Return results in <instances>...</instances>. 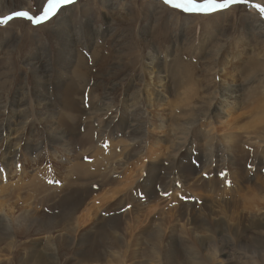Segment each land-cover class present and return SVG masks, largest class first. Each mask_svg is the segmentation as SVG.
Returning a JSON list of instances; mask_svg holds the SVG:
<instances>
[{"label":"rangeland","instance_id":"1","mask_svg":"<svg viewBox=\"0 0 264 264\" xmlns=\"http://www.w3.org/2000/svg\"><path fill=\"white\" fill-rule=\"evenodd\" d=\"M4 1V8H11V11L7 14L0 15V18L17 12L19 7L21 9H19V11L24 10L32 15H39L41 14V9L44 3V0L41 3L39 0H19L18 3L17 0H15V5V2H13L12 0ZM9 2L13 7L10 5ZM84 2L85 4H87L86 6L84 5ZM94 3L101 10L102 14L98 9L94 10L92 6ZM139 3H141L142 6L140 14L141 16L135 22L136 25L134 24L132 26H130L127 22H120H122L121 19L124 18L123 16L129 14V12L136 6L135 0H120V2L117 3L118 7H116L115 9L110 8L111 4H107V0H75L74 3L76 5H81L79 7L80 9L78 11L76 10L79 16H81V8H83V12H87L85 13V15H83V17L91 19L94 25L96 24L101 27L104 31L108 32L105 37L96 41L99 45L103 47L101 51L103 57L101 59L104 60L100 61L95 66V69L93 71L94 77L91 78L89 86L86 87V90L87 88H89L90 92V89H92L93 86L96 85L97 92L95 94L97 98H103L109 91L111 94V98L114 99L113 105L115 107L119 106L120 100H122L123 97H126L128 95V93H126V88L131 83L133 84V86H141L140 79L144 70L143 57L146 56L151 50H157L158 56L161 57V59L167 60L168 55L166 51L171 48L170 53H172L173 56L179 57L180 59L182 58L183 63H185L193 72H189L193 75V79L199 81L201 87L205 86L206 88L209 83H206L205 80L208 81L212 78V72H208L206 66H210L212 63H214L213 57H216V43L219 40H225L227 39L226 37H228L230 40L226 47V50H228V48H230L236 40L242 38L243 33L241 31V27H237L236 29H234L230 28V26H226L225 28L216 27L215 29H210L206 26H200V24L196 25L198 20H194V18H192L195 16V14H184L182 12L172 10L169 6L163 3V0H138L137 5H139ZM121 4L123 8L122 12L124 15H116L114 18H112L110 14L112 12L117 13L120 10L119 6ZM257 4L264 6V2L262 1L248 0L246 4H237L231 7L238 6L241 8L240 10L236 11H240L239 14H241L242 10L244 17L248 15L247 19H251L252 17L258 18L264 23V16H262L259 11L254 7V5ZM104 6H106V9L104 8ZM104 12H110L107 16L105 15L108 19L107 21L104 20ZM220 12H224V10ZM88 13H91V17H89V15H86ZM175 14H178L180 17V22L178 23V25L175 24L173 21ZM208 16L209 15H199V17ZM158 18H160V21ZM21 19L22 21L26 22L27 26L25 24L22 25V27L20 26L19 28L15 25L12 27L10 26L11 28L7 29L6 27L10 25L11 22H9L7 25H0V81L6 80L5 89L2 90L0 88V96H3L5 98L7 97L8 104L13 102L17 104L19 109L21 108L20 100L24 94L23 90L25 88L33 90V75L27 63L29 61H34L35 59L29 57L37 56L35 47L39 49L38 52H40V55L44 54L49 58V54H51V57H54V53L51 51H54V49H56L57 38L55 33L56 31L54 28L55 26H52V24H50V26L48 25V28L46 27L47 30L45 28L44 30H33L29 33H26L24 37L19 38V30L25 29L23 27H28V25L31 27L34 25L24 18H15L12 21ZM50 21L51 19L43 23V25ZM112 21L114 22L112 23ZM72 22L74 25L79 26L78 23L80 22V20L76 19ZM147 25H149V27ZM192 25L196 26L193 27ZM144 30L148 33L145 34ZM223 33L224 36H222ZM212 35L216 36L214 37L212 42L208 44L204 43L203 40L205 36L210 37ZM252 38H254V41L251 42V46L249 47L248 51H246V55H254L255 53L260 52H262V54L264 55V44H261L264 39L262 40V38L258 36H254ZM260 44L261 46H259ZM78 48L80 53H82L87 58L88 65H93V61H91L93 49L90 47L88 48L86 44L81 43L78 44ZM13 51H15V54ZM33 53L35 55H32ZM9 55L11 56V58L13 57L11 61L8 60ZM174 58L175 57H173V59ZM222 60L223 57L220 58L219 62H221ZM262 61L263 58L259 60V62ZM49 63L50 66L55 65L51 61H49ZM3 72H6L7 75L2 77L1 73ZM254 75H257L258 78L255 83L249 80L251 76L249 78L245 76H242L240 78L238 82L239 85L237 86V88L239 87L241 90V99L239 104H237L238 109L240 110L234 111L233 106H230L228 108L229 111L227 112L230 113L231 111H233V115L231 114L230 116H228L229 118H234L242 112L243 124H239V126L242 128H255L256 126L253 127L252 124L264 125V73L258 72ZM217 82L219 83L218 79ZM182 83L185 84V81H182ZM48 89L49 96L55 98L53 80H51ZM169 89L171 91L170 95H168V102L170 104L169 108H176V106L181 107L183 104L181 102H178L176 98L173 97L174 95H177V93H174L176 92L174 86H170ZM250 89L254 91L253 96L248 95V93H250ZM203 90H200L199 94L204 95ZM89 92L88 94L86 93V96L84 95V103L86 105V109H88L90 101ZM221 96L222 95L218 93L217 102L221 100ZM30 100L28 101V108L29 112L32 113L34 112L35 101L32 98H30ZM96 102L97 104L101 105L102 101L97 99ZM8 104L7 106L9 107ZM198 104L203 105L205 104V102H199ZM56 109L59 111L58 113H62V109L60 107L57 106ZM175 111L177 112V115H179L180 112L178 111V108H176ZM211 112L215 114L217 113V109L213 107L211 109ZM234 112L236 114H234ZM88 115L89 113L87 114V116ZM96 116L102 118V113H95V115H93L94 118ZM104 120L105 118H102V121H99V124L96 123L95 127H100L101 125H103ZM29 122V127L33 126L35 130L38 128L39 135L43 133L42 126H40L37 121H35V118L29 120ZM213 122H215L217 126L216 121L213 118L210 119L208 116L199 124H197V128H195L196 131L192 129V134L187 136L184 142H181V147H183V149L191 150V160L195 157L196 154L201 153V150H203L207 146L205 145V142H203V139L207 136L206 129L208 128V124ZM244 123L247 124L248 127H245ZM81 126L82 125H80V134L77 136V141L73 142L74 145L72 146L73 152L71 159L73 161H75L76 159V162L85 163L86 166L89 167L90 172L95 173V176L92 177L93 179H88V181L78 180L75 175L73 176V178L70 177L68 180L65 176H67V168L70 166L69 163L71 161L65 157L66 155H61V152H57L55 153V155L63 158L65 161L61 163L60 158L54 159V154L47 140L43 141L45 145L42 144L44 148L43 150H45L46 152H44L43 150L38 151V158H35L37 156L33 155V152L30 151L31 149H28L23 152L22 150H19L17 151V153L20 152L18 153V158H16L13 162L15 165L14 170H16L15 173H13L12 169L4 171L3 175L0 173V198L1 194H3L4 192H9L8 189H5L3 187H16L18 189L17 193L19 194V198H17L14 194L7 198L9 203H12V205L15 204L17 206V209L15 208L11 213L8 214L9 219L7 222L4 223L5 225L8 223L12 225L11 230L9 231V233L11 232L12 235L5 236L4 233H7L8 231L3 228V231L0 236V264H23V259L25 260L27 254L31 253V250L36 252V255L38 256H41L40 254H47V251H43L48 249L49 244L57 243V241L59 249H61V251L57 250L56 254L51 256V259L49 260L51 264H167L170 263L171 260L174 262H172L173 264H179V261L180 264H187L185 263V261L190 264H196V262L199 260H201L202 264H221L222 260L225 259L224 254H221L220 251L223 250L221 244L224 243L229 244L228 249H226L227 251L229 250L227 256H229L231 252L232 256L230 255L229 257H232L234 262L238 263L241 259L245 258V256L248 260L251 259V254H248L246 250H253V245L254 247L258 245L259 248H264V243H261L262 241H264V229L254 228L246 230L244 232L235 230L234 235L231 233V228L236 224L235 222L238 220L237 214L241 213L243 207L249 206V203H247V201L243 199L244 194H246L248 191L247 186H251L257 181V184H264V167H262V165L258 166L257 164H255V161L257 162V160H255L258 157L257 155L261 153H256L257 148L260 147L261 144L260 138H256L254 144H250L249 142L246 143L247 141L244 140V142L239 145V148L241 150L244 149L246 154H242L237 147V152L239 154L237 156L238 159L236 160V162L239 161L240 165H242L243 172H245V179H241L240 184L237 182V178L233 176L234 169L230 168L229 165H227L229 160H226V158L224 159V155L222 153H219V150H223L225 148L221 138L219 142H217V149L215 147V150L213 152L211 148L207 150V161L209 162V168L205 173L202 171V179L200 181L199 188L197 190L191 188L192 190L190 189V191L188 188L186 189L182 184H179V182H176L174 188H171V191H169L168 193L165 192L162 195L161 191L153 192L155 195H158L159 199H161V201H157L160 206L154 213L150 210L149 212H147V210L149 209L148 207L157 206V202L154 201V203L149 206L151 200L146 199L148 196L147 194H149V191H147L145 188V185L147 184L146 180L150 175H152V177L155 176L157 178L155 185L159 186L160 181L158 179V175H161L163 171L160 172L158 168L152 169V164L150 165V163L145 162L141 163L139 162V159H134L131 161V165L133 166L127 164L129 166L126 172H123L122 170L118 171L119 165H116V156L112 158V153L114 149L115 154L116 152L121 151L122 146L119 145L117 147L118 149H116V147L113 146L117 141H111L113 139H116L117 136L111 134L110 129H106L105 133L109 138L106 137L105 134V136L103 138H100L99 140L100 129L92 128L94 133V142H92L90 145H84L82 143L83 135L81 134L85 135V132L84 128ZM200 128H202L203 133L200 131L199 135H201V138L197 139L195 132L197 133ZM101 130L104 131L103 128H101ZM60 132L62 133V131L59 130L57 134H60L61 136ZM232 132H235V134L242 135V131H237L236 129ZM220 133L228 135V137L230 135L229 133H226L223 129L220 130ZM252 136L257 135L252 134ZM172 137L175 139V135L172 134ZM121 138L123 137L119 136V139ZM195 139L197 140V142ZM169 145L173 146L174 141L171 144H165V146L161 148L159 154H164L165 147ZM147 148L149 150L148 156H154L152 155V152L158 147L156 146V142L153 140V138L150 139V143L148 144ZM183 149L177 154V157L181 159L182 162L185 164L191 163L194 167H199L200 164L197 161L191 162L190 159L183 160ZM262 149H264V146H262ZM242 156L243 158H241ZM30 158H32V160ZM149 159L151 161V158ZM251 159L254 162H252ZM217 161H219V163L215 164L214 162ZM160 164L163 166H168L167 161L164 160H161ZM64 167H66V169L63 171V173H61ZM114 167L116 168L115 172L113 171ZM132 167H136L137 170H139V168H143L142 177L138 180L128 179ZM31 169H33V172L31 171ZM151 169L152 171L149 173ZM46 172L47 174L44 175V173ZM31 174L36 175V178H34L36 181L33 183L31 179L33 177ZM104 175L108 176L109 178L122 181V183L117 184L116 186L102 185V177ZM68 182L75 183V187L72 186L71 189H69L70 187L67 185ZM79 184H83L82 186H80L79 191L83 193V196L87 201V204H85L78 213L80 222L79 220H77L74 221L71 225H60L59 228L54 231L45 228L43 229L42 226L49 220V218H53L56 216L59 217L61 215V208H58L60 201L61 205H65V200H63V198H65L67 201H71L69 199L71 197V193L72 191L78 188L77 185ZM115 187H118V189L120 190L115 189ZM180 189L181 192L179 193L178 191ZM91 192H94L93 195ZM105 192L111 194V196L114 197V199L108 204H104L103 201L100 200V197ZM260 195L261 196L257 198L258 201L256 200L257 205L259 207H257L253 211V214L248 215L246 212L243 213L245 214V218L251 222H264V213H260V210L264 212V190L263 193H260ZM204 196H206L207 201H209V199L212 197L214 201L216 200L215 203H206L207 201ZM82 198L83 197L80 196L78 197V199ZM122 201L125 204L124 207L117 210V204ZM89 203L90 205H88ZM205 203L208 206L214 203L213 215L209 216L208 212H204L203 209ZM226 205H230L232 207H230V209H224ZM183 207H189V209H191L192 211L187 214L183 213L182 215L180 209H182ZM141 208L144 210L145 214L150 215L149 217L153 218V220H158V222L161 224V230H163L165 234L163 236L162 242H150L144 239V236L141 235H139V238H137L138 236L136 232H138L139 229H147L146 234L149 235L148 229L150 227L142 228L143 226H147L149 224H147L149 219L141 217V219H143V222H140V227H138V224H135L136 226H133V229H135L136 231L134 233V237L138 240V242H136L137 245L131 247V250H134L133 252L130 251L129 253L128 251L130 250V248L129 246H127L126 248H123L122 254L114 253L113 249L110 248L111 245H109L105 241L102 243L100 240L98 243L100 248H98L97 250L100 252L101 258L96 262H91V260L84 258L86 257L85 254H87L89 248L94 254L95 241L99 239V237L91 241V245H89L88 247L83 246L82 248H79L78 237H80V234L95 236L98 233L99 229H103V227L105 226V230H108L109 233L114 234L117 239L123 237V242L126 243L131 238L128 234H126L124 228L127 231H131V223L129 226L125 224L123 226V229H120L119 231L116 230V232H113V229H108V225L99 223L98 219L101 221L102 218H109L116 213L120 215L126 212L132 213L136 212L137 209ZM232 211H235V220H231V218H229L232 215ZM127 219L128 222L130 220H137L136 216H131ZM141 219L139 221H141ZM42 220H44L45 222L43 221L41 223ZM220 222L223 223L225 226L219 227L218 232L217 225ZM32 226L34 228H30L29 230H27L28 227ZM152 228L155 231L157 229L160 231V229L155 225H153ZM205 230H207L208 232ZM172 231L173 233L175 232L177 234V238L179 240L177 244V248L180 251L179 253L178 251L171 252L172 240H170L168 237L169 233H171ZM189 234L192 235L189 236ZM192 237L193 239H191ZM65 238H67L66 242L69 244V246L68 244L64 246L62 241H64ZM194 238H196V240ZM208 242H211V247L209 246V248ZM31 247L34 248L31 249ZM203 247L206 248L204 249ZM153 248H155V250H152ZM253 251H255V249ZM173 253L174 258L171 257V260L167 261L168 258L166 259L165 255H172ZM214 254L216 255V257L212 260L213 262L210 263V261L207 259H210L211 256ZM156 257L161 259L159 260ZM175 257L179 260H176ZM9 259L12 260L11 263ZM33 264H37V262Z\"/></svg>","mask_w":264,"mask_h":264},{"label":"bare ground","instance_id":"2","mask_svg":"<svg viewBox=\"0 0 264 264\" xmlns=\"http://www.w3.org/2000/svg\"><path fill=\"white\" fill-rule=\"evenodd\" d=\"M12 1L15 2V0H12ZM39 1L41 3L43 0H39ZM255 1L264 2V0H255ZM18 2L19 0H17V3ZM119 2L120 0H107V4L110 3L111 4L110 8L112 9H115L116 7H118L117 3ZM3 3H5V1L0 0V15L7 14L11 11V8L5 9ZM135 4L136 6L134 5L135 7L129 12V14H126L125 16H123L124 14L122 12L123 11L122 4L119 6L120 10L117 13L112 12L110 15L112 16V18H114L116 15H121L124 18L121 19L122 22L120 23L127 22L129 23L130 26H132L140 18L141 9H142L141 3L137 5L138 0H135ZM15 5H16V2H15ZM84 5L86 6L87 4H85L84 2ZM80 6L81 5H76V4L65 6L58 13L57 16L51 19L50 22L44 25L42 24L40 26L33 25L34 26V27L32 26L33 28L28 25V27H23L25 29L19 30L20 31L19 38H21V37H24L26 33H29L33 30H44V28L46 29L48 25L50 26V24H52V26H55L54 28H55V31H56L55 33L57 36L56 49H54V51H51L54 53V57H51V54L48 53L49 54V58H48L44 54L40 55V52H38L39 49L35 47L37 56L29 57V58L35 59L34 61H29L27 63L33 75V90H29L27 88L23 90L24 94L20 100V103H21L20 109L17 106V104L13 102L8 104L7 97L5 98L3 96H0V173L2 175L4 171L11 170V169L13 173H15L16 170H14L15 165L13 162L16 158H18V153H20V152L17 153V151L22 150L23 152L28 149L29 150L31 149L30 151L33 152V155L37 156L39 154L38 151H41L44 149L42 146V144L45 145L43 141L47 140L54 154L53 155L54 159L60 158L61 163H63L65 160L55 155V153L61 152V155L63 156L66 155L65 157L71 161L69 163L70 166L67 168V173H66L67 176L65 177L69 180L70 177L73 178V176L76 175L78 180L88 181V179H91L92 177L95 176V173L90 172L89 167L86 166L85 163L76 162V159L75 161L71 159L72 152H73L72 146L74 145L73 142L77 141V136L80 134L79 133L80 125H82L81 127L84 128V132H85V135L81 134L83 135L82 143L84 145H90L92 142H94L93 140L94 133H93L92 128L100 129L99 130V140L100 138H103L105 136L106 129H110L111 134L117 136L116 139H113L111 141L112 142H114V140L117 141L115 145L113 146V147H116V149H118L117 147L119 145L122 146L121 151H118L115 154V149H114L112 153L113 154L112 158L116 156L115 157V160L117 161L116 165H119L118 171L122 170L123 172L124 171L126 172L129 166L127 164L131 165V161L134 159H139V162L141 163L142 162L150 163V165L152 164V169L158 168L160 172L163 171L162 172L163 175L162 174L158 175V179L160 181L159 186L155 185L157 181V178L155 176L152 177V175H150L148 176L146 180L147 184L145 185V188L147 191H149V194H147L148 196L146 199L151 200L149 203L150 204L149 206H151V204L154 203V201L155 202L161 201V199L158 198V195H155L153 192L161 191L162 195L165 192L168 193L169 191H171V188H174V186L176 185V182H179V184H182L186 189L188 188L190 190L192 188L194 190L195 189L197 190L199 188V184L202 179L201 177L202 171L205 173L209 168V165H208L209 162L207 161V155H208L207 150L211 148L213 152L215 150V147L217 149L218 148L217 142H219L221 138H222L223 145L225 146V148L223 150H219V153H222L224 155V159L226 158V160L227 159L229 160L227 165H229L230 168L234 169L233 176L237 178V182L239 184L241 183L240 181L241 179H245V176H244L245 172H243L242 165H240L239 161L236 162V160L238 159L237 156L239 154L237 152V147H238V150H240L242 154L243 153L246 154L244 149L241 150L239 148V145H241V143L244 142V140L247 141L246 143L249 142L250 144H254L256 138L261 139L260 147H258L256 151V153L258 154L260 152L261 153L257 155L258 157L255 159L257 160V162L255 161V164H257L258 166L262 165V167H264V149H262V146H264V125L263 124H252L253 127L254 126L256 127L255 128H242L239 126V124H243L242 112L239 115L237 113L238 116L234 118L228 117L231 114L233 115V111H231L230 113H227L229 111L228 108L230 106H233L234 111L240 110L238 109V106H237V104H239L240 99H241L240 97L241 90L239 87L237 88V86L239 85L238 82L240 78L242 76H245L247 78L251 76L249 80L255 83L258 78H257V75H254V74L258 72L264 73V55L262 54V52L255 53L254 55L253 54L248 55V56L246 55L247 54L246 51H248L249 47L251 46V42L254 41V38L252 37L258 36V37H261L262 40L264 39L263 21H261L258 18H253V17L251 19H247L248 15L244 17L242 10H241V14H239L240 11L236 12L237 10L241 9L238 6L231 7L227 10H224V12L219 11L215 14L209 15L208 17H199V15H195L192 18H194V20H198L196 25L200 24V26L201 25L206 26V27H209L210 29H215L216 27L225 28L226 26H230V28H234V29H236L237 27L242 28L241 29L243 33L242 38L236 40L235 43L230 48H228V50H226L227 44L230 41L228 37H226L227 39L219 40L216 43V53H215L216 57H213L214 63H212L210 66H206L207 71L212 72V78L209 79L208 81L205 80L206 83H209V85L206 86V88L205 86L201 87L199 81L193 79V75L191 74L193 72L185 63H183L182 58L180 59L179 57L173 56L172 53H170L171 48H169L166 51L168 55L167 60L161 59V57H159L157 54L158 53L157 50H151L146 56L143 57L144 70L142 72V77L140 79L141 86H138V85L133 86V84L131 83L126 88V93H128V95L126 97H123L122 100H120L119 106L115 107L113 105L114 99L111 98V94L109 91L103 98L101 97L97 98L95 94L97 92L96 85H94L93 88L90 89V92H89V88H87L86 90V87L89 86V82L91 78L94 77L93 71L95 69V66L100 61L104 60V59H101L103 57V55L101 54L103 47L99 45L96 41L98 39L105 37V35L108 32L104 31L98 25L96 24L94 25L91 19L87 17H83V15L87 13V12H83L84 10L83 8H81L82 12H81V16H79L76 10L78 11L80 9L79 8ZM92 6L94 10L98 9L100 13L102 14L101 10L95 5V3ZM105 7L106 6H104V8ZM109 13L104 12L103 16L105 15L107 16ZM86 15H89V17H91L90 16L91 13H88ZM106 16L104 20L107 21L108 19L106 18ZM179 18L180 17L178 14H175L173 18L174 23L177 25L180 22ZM76 19L80 20V22L78 23L79 26L74 25L72 22L73 20H76ZM115 19H119V18H115ZM158 19L160 21V18ZM113 22L114 21H112V23ZM25 24L26 22L22 21V19L15 20V21H11L10 25H8L6 28L9 29L15 25L20 28V26L22 27V25H25ZM147 26L149 27V25ZM144 32L145 34L148 33L145 30ZM222 36H224V33L222 34ZM214 37L216 36L215 35H212L210 37L205 36V38L203 37L204 38L203 41L206 44L211 43ZM80 43L86 44L88 48L90 47L93 49L92 59H91V61H93V65L89 66L87 58L82 53H80L79 48H78V44ZM261 44L263 45L264 41L261 42ZM261 44L259 46H261ZM13 52L15 54V51ZM32 55H35V54L33 53ZM173 57L175 58L173 59ZM222 57H223V60L219 62L220 58ZM12 58L9 55L8 60L11 61ZM262 58H263V61L259 62V60ZM49 61L53 62L55 65L50 66ZM1 75L3 77L7 74L6 72H3L1 73ZM217 79L219 80V83L217 82ZM51 80L54 81L55 98L52 96H49L48 94V91H49L48 87L50 85ZM182 81L183 82L185 81V84L182 83ZM172 85L174 86V89L176 90V92L174 93H177V95H174L173 97L176 98L178 102H181L183 104L181 107L176 106V108H178V111L180 112L179 115H177V112L175 111L176 110L175 107L174 108L171 107L172 109L169 108L170 104L168 102V95H170L171 93L169 87ZM5 86H6V80L0 81V88L2 90L5 89ZM251 89H254V88H251ZM251 89L249 91L250 93H248L249 96L254 95V91ZM200 90H203L204 95L199 94ZM88 92H89L90 101H89L88 109H86V105L84 103V100H85L84 95L86 96ZM218 93L222 95L221 96L222 98L220 101L217 102ZM30 98L34 99L35 101L34 102V112L32 113L29 112V108H28V101L30 100ZM97 99L102 101L101 105L97 104L96 102ZM199 102H202V103L205 102V104L203 105L198 104ZM7 104L9 105V107L7 106ZM57 106L62 109V113H58L59 111L56 109ZM213 107L217 109V113L215 114L211 112V109ZM88 113L89 115L87 116ZM95 113H102V118H105V120L103 121V125H101L100 127H95V124L96 123L99 124L98 122L102 121V118L97 117V116L94 118L93 115H95ZM234 114L236 113L234 112ZM208 116L210 119L213 118L216 121L217 126L215 122L208 124V128L206 129L207 136L203 139V142H205V145L207 146L203 150H201V153L196 154L195 157L191 160V155H192L191 150L183 149V147H181V142H184L187 136L192 134L191 133L192 129L196 131L195 128H197V124H199L202 120H204ZM34 118H35V121H37V123L40 126H42L43 133L40 135L38 134V128L35 130L33 126L29 127L30 125L29 120L34 119ZM244 126L248 127V125L245 123H244ZM101 128H103L104 131H102ZM221 129H223L226 133H229L230 134L229 137L228 135L220 133ZM235 129L237 131H242V135L235 134V132H232ZM243 129H246V130H243ZM59 130L62 131V133L60 132L61 136L60 134H57ZM194 130H193V134H194ZM200 131L203 133L202 128H200V130H198L197 133L195 132L197 139L201 138V135H199ZM172 134L175 135V139L172 137ZM252 134H255L257 136H252ZM119 136H122L123 138L119 139ZM106 137H108L107 134H106ZM151 138H153V140L156 142V146L158 148L153 150L152 155L154 156L150 157L148 156L149 150L147 147H148V144L150 143ZM173 141H174V145L166 146L164 154L160 155L159 152L161 151V148H163L165 144L167 143L171 144ZM182 149L184 150L183 160L190 159L191 162L197 161L200 164V166L194 167L191 163H188V164L183 163L182 160L177 157V154L180 151H182ZM43 151L46 152L45 150ZM35 158H38V156ZM149 158H151V161ZM241 158H243V156ZM30 159L32 160V158ZM161 160L167 161L168 166L161 165L160 164ZM214 163L218 164L219 161L214 162ZM65 169L66 167L62 169L61 173H63ZM152 169L149 171V173L152 171ZM32 170L33 169H31V171ZM113 171L114 172L116 171L115 167ZM142 172H143V168L142 169L139 168V170H137L136 167H132V170H131V173H129L128 179L138 180L139 178L142 177ZM1 174H0V177H1ZM46 174L47 172L44 173V175ZM32 177L33 178L31 179L33 183L36 181L34 179L36 178V175H32ZM102 178H103L102 185L116 186L117 184L122 183V181L109 178L106 175H104ZM257 182L253 183L251 186H247L248 191L246 194H244L243 199L247 201V203H249V206L243 207V210L241 211V213L237 214L238 220L235 222L236 224L231 228V231H232L231 233L233 235L235 233V230L244 232L246 230L254 229V228L264 229V222H251L247 220L245 218V214H243L244 212H246L248 215L249 214L252 215L253 211L257 207H259L257 205V201H258L257 198L261 196L260 193H263L264 184L262 183L257 184ZM148 183H149V186H148ZM67 185L70 187L69 189H71V187L72 186L75 187L76 184L72 182L70 183L68 182ZM82 185L83 184L77 185L78 188L72 191L71 197L69 198L71 201H67L65 198H63V200H65V205H61V201H60L58 208H61L60 209L61 215L59 217L56 216L53 218H49V220L46 223H44V225L42 226L43 229L45 228V229L54 231L58 229L60 225H65V224L71 225L73 224L74 221L79 220L78 213L80 212L82 207L85 204H87L86 203L87 201L83 196V193L79 191L80 186ZM3 188L8 189L9 192L8 191H7L8 193L4 192L3 194H1V198H0V236L3 231V228H5L8 231L7 233H4L5 236H10L12 234L11 232L9 233V231L11 230L12 225L10 223L5 225L4 223L7 222L9 219L8 214L11 213L15 208L17 209V206L15 204L12 205V203H9L7 198L12 196L13 194L17 198H19V194L17 193L18 189L16 187L8 186V187H3ZM115 189H118V187H115ZM178 192L180 193L181 189ZM91 193L93 195L94 192H91ZM79 196L83 198L78 199ZM204 197L206 199V196ZM100 198H101L100 200H102L104 204L105 203L108 204L114 199V197H112L111 194L107 192L103 193ZM215 201L211 197L209 201H207L206 203H209V202L215 203ZM206 203L204 204V209H203L204 212H208L209 216L213 215L214 213L213 204L214 203H212V205L210 206H208ZM88 205H90V203ZM124 205L125 204L122 201L117 204L116 209L118 210L124 207ZM159 206L160 204H158L157 202V206L148 207L149 209L147 210V212H149L150 210L155 213ZM230 207L232 206L226 205L224 209H230ZM180 211L182 212V215H183V213L187 214L191 212L192 210L189 209V207L188 208L183 207L182 209H180ZM260 213H264V212L260 210ZM131 216H136L137 220H130L128 222L127 218ZM149 216L150 215L145 214L144 210L141 208V209H137L136 212H132V213L126 212L121 215L116 213L109 218H102L101 221L98 219L99 223L108 225L109 226V227L107 226L108 229H113V232H116V230L119 231L120 229H123V226L125 224L129 226L131 223L130 225L132 226L131 231H127L124 228V230L126 231V234H128L131 239L128 240V242L124 243L123 237L117 239L114 234H111L109 233L108 230H105V226L103 227V229L100 228L98 233L95 236L80 234V237H78L79 248H82L83 246L88 247L89 245H91V241L99 237V239L95 241L94 254L92 253V250L89 248L87 254H85L86 257L84 258L91 260V262H96L101 258V254L97 250L98 248H100L98 245L100 240L102 243L105 241L106 243L111 245L110 248L113 249L114 253H117V254H122L123 248H126L127 246H129L130 248L128 252L129 253L130 251L133 252L134 250H131V247L134 245H137L136 242H138L137 238H139V235L144 236V239L150 242H157V241L162 242L163 236L165 234L163 230H161V227H160L161 224L158 222V220H153V218ZM141 217H145L146 219H149V221L147 222V224L148 223L149 224L147 226L142 227V228L150 227L148 229L149 235L146 234L147 229L145 230L139 229L138 232H136L135 229H133V226H136L135 224H138V227H140L141 225L140 222L141 223L143 222V219H141ZM229 218H231V220H235L234 219L235 211H232V215ZM140 219L141 221H139ZM43 221L44 220H42L41 223ZM153 225L157 226L160 229V231L158 229L155 231L152 228ZM217 226H218L217 230L219 232V227H223L225 225L220 222L218 223ZM30 228H34V227L33 226L28 227L27 230H29ZM135 232L137 233V236H138L137 238L134 237ZM191 235L189 234V236ZM193 237L191 239H193ZM168 238L172 240V248H171L172 251L171 252L178 251L179 253L180 251L177 248V244L179 241L177 238V234L175 232L173 233L172 231L171 233H169ZM194 239L196 240V238ZM222 240H223V237H222ZM66 241H67V238H65L64 241H62L64 246L68 244ZM261 243L263 244L264 241H262ZM57 245H58V241L57 243L49 244L48 249L43 251V252L47 251L48 253L40 254L41 256L36 255V252L31 250V253L27 254L25 260L23 259V264H33L35 262H37V264L38 263L39 264H51L49 262V260L51 259V256L56 254L57 250L61 251V249H59V245L58 246ZM221 245H222L223 250H220V251H221V254H224V257H225V259L222 260L221 264H238V263L240 264H250V263L251 264H264V248H259L257 244H256L257 245L256 247H254V245L252 246L253 250L255 249V251H253L252 249L246 250L248 254H251L252 256L251 259L248 260L247 257L245 256V258L241 259L238 263H235L233 258L229 257L231 255V252L229 256H227L229 250L227 251L226 249H228L229 244L224 243ZM209 246L211 247V242H208V248ZM33 248L34 247H31V249ZM152 250H155V248H153ZM157 254H160V253H157ZM215 254L212 255L210 259H207L210 261V263L213 262L212 260L216 257ZM173 255L174 253L172 255H165V258L166 259L168 258L167 261H170ZM9 260L11 263L12 260L11 259ZM172 262L173 261L171 260V262L167 264H173L174 262L173 263ZM185 263L190 264L186 261ZM179 264H180V261H179ZM196 264H202L201 260L197 261Z\"/></svg>","mask_w":264,"mask_h":264},{"label":"snow or ice","instance_id":"3","mask_svg":"<svg viewBox=\"0 0 264 264\" xmlns=\"http://www.w3.org/2000/svg\"><path fill=\"white\" fill-rule=\"evenodd\" d=\"M247 2L248 0H163V3L172 10L195 15H211L218 11L227 10L233 5L246 4ZM74 3L75 0H44L41 14L32 15L27 11H17L0 18V25H7L15 18H24L32 24L40 26L57 16L65 6ZM254 7L264 16V6L257 4Z\"/></svg>","mask_w":264,"mask_h":264}]
</instances>
